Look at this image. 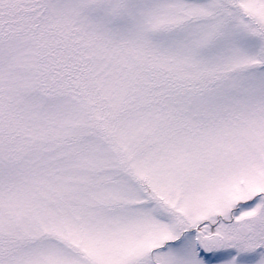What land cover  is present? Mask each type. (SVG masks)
Instances as JSON below:
<instances>
[{"label":"snow or ice","instance_id":"1","mask_svg":"<svg viewBox=\"0 0 264 264\" xmlns=\"http://www.w3.org/2000/svg\"><path fill=\"white\" fill-rule=\"evenodd\" d=\"M0 264H264V0H0Z\"/></svg>","mask_w":264,"mask_h":264}]
</instances>
